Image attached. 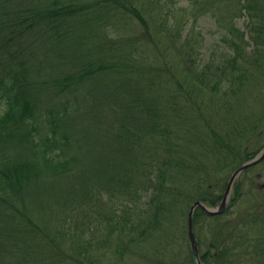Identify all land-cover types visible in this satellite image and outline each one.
<instances>
[{
  "label": "trees",
  "instance_id": "16d2710c",
  "mask_svg": "<svg viewBox=\"0 0 264 264\" xmlns=\"http://www.w3.org/2000/svg\"><path fill=\"white\" fill-rule=\"evenodd\" d=\"M96 1L0 0V101L7 103L0 114V264H41L36 257L45 264H195L189 208L196 201L216 206L226 186L215 192L208 172H233L264 146L248 145L253 135L264 137V109L251 103L264 73V0H188L170 26L150 17L160 23L156 38L170 39L177 59L185 60L188 85L177 84L186 89L182 107L175 94L166 102L158 92H166L163 82L151 94L137 82L127 92L112 86L131 66L93 55L96 47L81 33L92 20L82 13L111 31L137 23L147 40V8L142 0ZM223 10L230 28L219 27L229 35L220 39L233 55L215 68V62L202 66L198 40L182 38L184 27L189 17L220 24L215 16ZM240 17L254 44L246 63L263 68L251 75L238 66L245 58L244 33L235 25ZM35 49L58 65L50 82L36 80L43 64ZM254 185L250 180L244 194L237 181L222 215L195 211L194 228L207 223L210 236L199 250L201 264H264L258 205L235 226L223 218L253 191L264 211V186Z\"/></svg>",
  "mask_w": 264,
  "mask_h": 264
},
{
  "label": "rangeland",
  "instance_id": "374dc122",
  "mask_svg": "<svg viewBox=\"0 0 264 264\" xmlns=\"http://www.w3.org/2000/svg\"><path fill=\"white\" fill-rule=\"evenodd\" d=\"M48 2H52L54 0H47ZM59 4H76L77 6H82L84 3H96V0H58ZM145 2L147 11L145 17L149 23L148 32L150 33L149 38L147 40L143 39L141 35L142 28L139 26L137 29V23L130 24L135 28H124V24L116 26V28L111 29L105 25L104 20H100L98 22L97 18L89 16L88 14L82 13L87 18L92 21L89 23L88 29H82L81 33L87 31L86 35H82V37L86 40L87 46H95L93 48L94 56H103L107 57L105 62H109L114 59H119V63L130 65L131 68H126L124 70L123 76L125 79H121L117 77L113 82V87L120 93L121 91L127 92L136 87H140L146 93L151 94L154 92L155 84H159V82H163L165 86L166 92H161L166 98V102L171 100L175 101L174 94L177 96V101L180 103L181 107L184 106L188 100L185 93V90H180L177 87L178 83H183L186 85L184 80L188 78L185 77V73L183 70V64L185 60L181 63V60L177 59L176 54L173 52L172 45L170 39L166 40L164 38H156V30L160 23H154L151 21V18H155V20H160L163 18L167 20L165 25L170 26L173 23V20L176 21L182 9L187 7L189 4L188 0H142ZM172 1V2H171ZM174 2V3H173ZM231 8L230 2H227L226 10ZM92 12H98V8H94L93 10L89 9ZM151 12V14H149ZM178 12V13H174ZM174 13V15H173ZM98 13L94 14L97 15ZM104 16V15H103ZM174 16V17H173ZM215 17L221 18L223 20H219L220 24H217L216 20L210 16H203L199 19V21L195 24L193 23V18L189 17L188 25L184 27L182 38L194 36L197 38V43H199V54L201 56L198 57L199 63L206 65L208 63L212 64L215 62L214 67L221 62V59L226 56L233 55L232 48H227L225 44L220 39V34H224L227 37V33L221 31L219 29L220 26L223 25L225 29L228 31L230 28V24L228 23V19L224 10L222 13L216 14ZM132 23V22H131ZM247 19L245 17H240L235 19V25L240 29L241 32L244 33V45H240L242 48V52L244 57L246 54H249L254 49V44L250 39L249 33L246 28ZM194 24V25H192ZM218 25V26H217ZM228 27V28H227ZM118 31V33H116ZM105 34V41L100 40V35ZM95 35V36H93ZM171 36H173L171 34ZM97 37V38H96ZM133 38L136 40H141V42L135 41L133 44ZM95 39V40H94ZM154 40V42L152 41ZM91 41V45H90ZM106 41L110 44H107ZM66 51L70 53L67 48ZM133 51V53H129ZM34 55L36 61H41L43 64V68L39 77H36V80L42 82L44 80L50 82L53 78H55L54 69L58 70V65L53 61V66L49 63L48 59L50 57L40 49L34 50ZM51 55V54H50ZM109 57V58H108ZM238 66L243 70H247V74L251 75L253 72L261 71L263 68L256 69L255 67H249L246 63V57L240 58L238 61ZM61 71V70H59ZM171 74H170V73ZM63 73V71L61 72ZM247 75V76H248ZM138 79V81L136 80ZM146 80V81H145ZM38 82V83H39ZM138 83V86L136 84ZM169 84L166 86V84ZM188 85V84H187ZM254 93L253 99L251 103H254L256 107H260L264 109V73L259 77V83L253 85ZM122 92V93H123ZM2 91L0 90V95ZM204 97V96H203ZM252 105V106H253ZM250 105V107L252 108ZM7 107L6 98L0 101V114L4 113ZM185 126V125H184ZM245 128L247 129V124H245ZM186 128H182V131H185ZM264 135V134H263ZM247 136H250V133H247ZM252 136V135H251ZM254 137V138H252ZM251 138V142H249V146L253 149L259 148L262 144H264V137L259 138L257 134L253 135ZM214 170L208 172V180L212 181L215 192H219L222 190V187L226 184L228 178L230 177L232 171L229 169H225L221 172L217 171L216 168ZM260 175L259 179L256 178V175ZM241 180L243 183V193L247 194V191L250 189V180H253L255 188H261L264 186V164L258 165L250 170L244 171L238 181ZM249 192V191H248ZM260 198V194L256 192H251L247 196H243L239 201L233 202L229 212L223 216L225 220L232 222L233 226L237 223L241 222L244 218L247 210L250 208L252 211V207L258 205L259 211H262L264 216V211L259 206L258 200ZM264 198V194L261 196ZM88 209V207H86ZM207 223H203L201 221L198 222V225L194 228L195 235L199 240V250L204 252L207 249V240L210 238L208 234V230L206 228ZM178 244L180 246V241L178 240ZM182 245V243H181ZM184 249V246H181ZM186 257V256H185ZM37 261L41 264H45L42 260L40 261V257H36ZM45 261V260H44Z\"/></svg>",
  "mask_w": 264,
  "mask_h": 264
},
{
  "label": "water",
  "instance_id": "95a60500",
  "mask_svg": "<svg viewBox=\"0 0 264 264\" xmlns=\"http://www.w3.org/2000/svg\"><path fill=\"white\" fill-rule=\"evenodd\" d=\"M263 160H264V147L252 159L239 165L238 168L235 169L230 175L227 181L223 196L220 202L216 206L208 207L205 203L201 201H196L195 203L191 205L189 212H188V216H187V236H188V240L190 244V249L195 258V264H201L198 247H197V243H196V239H195V235L193 231V217H194L195 210L198 208L205 215L209 217L218 216L222 214L226 210L229 204L233 186L235 182L237 181V179L240 177V175L246 169L260 163Z\"/></svg>",
  "mask_w": 264,
  "mask_h": 264
}]
</instances>
